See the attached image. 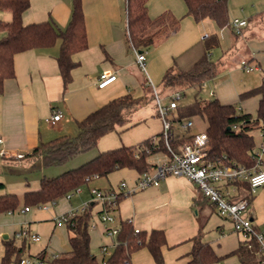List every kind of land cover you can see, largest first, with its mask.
I'll return each instance as SVG.
<instances>
[{"label": "crops", "instance_id": "1", "mask_svg": "<svg viewBox=\"0 0 264 264\" xmlns=\"http://www.w3.org/2000/svg\"><path fill=\"white\" fill-rule=\"evenodd\" d=\"M72 1L29 0V7L22 14V22L27 24L50 19L58 28L64 29L71 16ZM81 1L85 15L87 47L73 54L72 58L77 64L71 70V80L66 85L63 83L56 61L60 47L59 39L51 47L29 49L14 55V76L4 81L3 91L0 94V138L2 139L0 147L11 154H23V157H0V182L4 184L0 194L10 192L19 196L39 186L40 179L37 178L12 180L7 174L8 171L3 170L4 167H11L9 160L26 161L25 165L32 167L45 166L40 157H24V155L31 153L39 143L56 138H51L52 136L75 134L77 121L110 99L129 92L135 97L141 96V92L145 91L142 84H152L146 77H141L139 80L132 74L133 65L138 64L135 56L129 52L130 50L133 52V48L126 38V0ZM147 10L151 19L165 13L179 19L177 30H170L171 32L162 42L152 46H160V51L162 46L166 47L158 60L162 70L167 69L172 64L169 56L173 58L193 44V40L187 36L179 35L182 24V18L179 16L186 11L185 3L183 0H148ZM186 16L189 17L187 23L193 20L191 16L187 14ZM0 19L9 21L10 11L0 10ZM246 21L243 36H234V49L238 53L244 51L246 53L245 56H240L237 64L240 65V60L245 59L257 65L254 71L264 73V52H261L264 50V36L252 31L259 25H261L259 29H264V16L251 17ZM250 24H253L252 28L249 27ZM233 59L236 61L238 57ZM145 72H147L146 66ZM102 73L114 74L116 78L99 88V76ZM218 79L216 77L211 79L215 86L218 84L216 82ZM133 84L137 86L140 93H133ZM218 91L222 95L221 103L234 102L233 98H226L227 94L220 89ZM211 95H215V91H212ZM239 108L244 110L242 106ZM55 110H60L62 116L51 125L48 119ZM165 158L166 154L161 161ZM137 178V172L130 169L122 172L121 181L127 182L128 179L127 184L133 185ZM96 179L99 180L100 177L92 179L89 183ZM89 183L82 186H90ZM90 187L101 190L111 188L119 191V189L115 190L111 183L108 186ZM86 201L91 205L92 214L94 212L97 220L102 224L98 227L101 224L93 220L92 215L93 227L90 229L93 234L90 236V244L96 240L101 255L100 260L107 256L101 248L104 247L107 254H110L115 244L114 236L108 235L106 229L118 227L121 220L127 219L135 228L147 232L154 228L164 231L165 244L161 248L164 264H188L192 258L194 240L209 242L206 239L207 231L214 226L221 237L225 235L224 224L216 218L214 213L221 216L213 204L202 198L197 186L185 177L167 176L158 186H149L131 194H124L116 208L110 211V214L115 217V223L102 222L99 219L98 212L102 206L91 199L89 187L88 190L80 189L76 194L57 200L47 209L38 207L39 210L32 211L30 207L28 211H24V206L11 213H0V259L4 250V239H19L14 237L16 230L23 226L30 230L31 222L43 220H50L53 226L47 244L37 254L49 247L53 250L52 254L59 255L63 253L62 250H65L64 253L69 251L67 225L57 223L54 218ZM200 218H204L205 223L202 224ZM254 218L258 224L264 223V220L257 219L256 216ZM224 219L227 220V218ZM107 223L109 226L105 225ZM233 232L237 236V242L234 245L223 247L219 243L215 248L209 242L217 254L223 255L238 247L240 237L234 230ZM40 241L41 237L37 242ZM31 242L33 241H29ZM130 260L131 264H156L146 247L134 251ZM215 264H239V259L236 255H229Z\"/></svg>", "mask_w": 264, "mask_h": 264}, {"label": "trees", "instance_id": "2", "mask_svg": "<svg viewBox=\"0 0 264 264\" xmlns=\"http://www.w3.org/2000/svg\"><path fill=\"white\" fill-rule=\"evenodd\" d=\"M147 1L126 0V38L130 46L138 51L162 42L179 26V19L169 13L151 19L148 15ZM183 1L186 14L193 20L211 19L219 28L230 27L228 0ZM28 7L29 0H0V10H9L11 13L9 21L0 19V94L4 81L14 76L13 59L16 53L35 48H48L59 39L60 47L56 61L63 83L66 85L71 80V70L77 64L72 58L73 54L87 47L85 15L81 0L72 1L71 16L64 29L58 28L50 19L24 24L22 14ZM234 35L239 36L237 33ZM201 41L197 47L191 45L172 59V64L164 71L160 81L162 89L177 87L174 90L183 92L187 87H194L198 91L205 81L216 77L219 69L209 58V50L219 44L218 36L211 33ZM142 86L145 90L143 95L135 97L129 92L110 99L77 121L74 135H62L41 142L24 157H40L45 166L64 165L75 155L93 149L100 136L117 125L126 123L131 113L148 101L150 92L147 88L151 90V86L144 83ZM252 96L258 97L254 116L237 108L233 103H221L215 98H195L189 104L179 103L172 112L170 120L173 125L169 129L167 140L161 130L137 145H122L108 149L56 176H44L40 179L37 189L23 193L24 206L55 203L63 197L72 195L75 190L88 184L92 179L107 177L110 172L117 169L129 168L136 171L138 176L152 171L156 165L148 160L149 155L162 152L169 156L167 144L172 151L178 152L183 144L192 143L195 134L175 132L174 126L181 124L183 118L194 115L203 117L207 123L204 132L208 139L206 146L208 160L221 165L237 164L251 168L254 164L252 157L254 142L250 130L254 127L264 129V85L252 87L238 94L239 100ZM238 187L242 190L241 196L248 197L251 201L252 196H248L246 191L248 184L240 182ZM1 189H4L2 182ZM112 190L109 188L104 191ZM123 196V192L116 191L115 206L111 208L112 210ZM202 198L208 201L203 195ZM18 205L19 196L16 193L0 194V213H11ZM101 212L102 209L98 214ZM92 215L89 204L84 212L77 213L65 223L69 230V251L51 258V261L47 259L46 250H42L34 257L44 264H131V254L141 247H146L156 264H164L161 251L165 244L164 231L154 228L150 232L140 229L136 232L131 221L127 219L121 220L118 225L114 248L110 254L98 260L90 246L89 230ZM3 243L0 264H21V260L28 254L29 240L22 239L20 244H16L14 238H7ZM255 251V246L253 249H247L239 242L234 250L219 255L209 242L195 239L191 251L192 258L188 264L218 263L229 255H236L239 264H260L262 256L256 255Z\"/></svg>", "mask_w": 264, "mask_h": 264}, {"label": "rangeland", "instance_id": "3", "mask_svg": "<svg viewBox=\"0 0 264 264\" xmlns=\"http://www.w3.org/2000/svg\"><path fill=\"white\" fill-rule=\"evenodd\" d=\"M228 15L229 20L231 21L233 18L237 17L239 19H245L251 17H262L264 16V0H228ZM182 18V24L179 35L187 36L191 40H193L194 46H198L202 36H208L211 33H216L219 39V44L214 48L209 50V58L218 66V73L216 75V82L218 83L216 86L214 82L209 79L204 82L203 86L200 90L197 91L194 87H187L183 90L182 96L178 99V102L181 105L189 104L194 101L195 98L200 99H218L221 101L222 95L219 94V89L224 93L227 94L226 98H233L234 102H231L236 105L237 108L242 106L244 108L243 111L251 113L253 116L256 115V108H257V96H252L244 100H239L238 94L244 90H248L252 87L264 85V73L257 72L251 70L250 72H246L244 69L238 65L237 61L241 58L240 56H245L244 52L236 51L234 48V33L229 26H224L221 29L212 21L211 19H203L201 21H189L187 23L186 11L179 16ZM250 28L253 27V24L249 25ZM261 28V25H259ZM259 27H254L252 31L255 33H260V35L264 36V29H259ZM246 31V30H245ZM243 33V32H242ZM242 33L238 34L239 36ZM238 36V37H239ZM243 36V35H242ZM241 38V37H240ZM202 42V41H201ZM166 47L162 46V51L160 46L150 47L147 49H143L147 61H145V66L147 72L140 69L138 65H133L132 67V74L136 75V77H146L150 83L151 90L147 88L150 92L148 93V101L137 108L134 112L131 113L129 119L126 123L122 125H117L114 129L110 130L109 132L100 136L97 141L96 146L86 152L79 153L71 158L66 164L64 165H48V166H27L25 165L26 161H18V160H9V166L11 167H4V171H8L9 177L13 180H17L18 178H27V179H35L38 180L42 177H50L56 176L59 173L77 167L78 165L88 161L89 159L95 157L98 153L120 147L122 145L130 146V145H137L142 140L155 136L162 130V119L157 113V106L156 100L153 97V88L156 89L157 93L161 97V104L165 105L168 102L167 95L172 92L175 88L173 87L170 89H162L160 85V81L163 76V72L166 69L161 68V64L159 63V58L162 56V52ZM130 54L134 55V51H129ZM264 52V50H261ZM234 53V54H233ZM177 56V55H176ZM175 56H173L174 58ZM238 59L234 61L233 58ZM170 59H173L172 56H169ZM252 64V63H251ZM133 93H138L139 89L135 84H133ZM212 91H215V95H211ZM140 93V92H139ZM144 92L140 95H143ZM165 95V96H164ZM167 118H172V111L167 115ZM190 119L192 121V126L184 129L180 126V124H175L174 131L184 134H195L198 132H202L206 129V120L199 116L194 115L191 117L183 118L182 121L185 122L186 120ZM172 120V119H171ZM250 133L253 136L254 148L258 146L261 140V129L259 127H254L250 130ZM74 135V134H73ZM57 136H60L59 134ZM57 136H52L57 137ZM49 138V139H51ZM164 157V153L158 152L148 156V159L153 162L157 163L162 160ZM11 169V170H9ZM130 170L129 168H121L110 172L107 177H100V179H96L89 183L90 186H108L109 183L115 188V190L119 189V183L122 180V172ZM128 182V179L126 180ZM90 186H81V190H88ZM74 192L73 194H76ZM252 199L250 201L249 212H251L257 219L264 220V187H259L256 191L251 195ZM75 196L73 197V199ZM72 199V200H73ZM25 205L22 195H19V205L18 208H23ZM32 211L39 210L38 206L31 205ZM216 218L220 220L224 224V237H221L219 232L216 231V227L214 226L210 231H207L206 239L214 246L215 248L218 247V244H222L223 247H228L229 245H234L237 242V236L232 230V224L230 220L227 218H221L216 215ZM213 215V216H214ZM93 220L100 222L97 220L95 213L93 212ZM215 218V217H214ZM91 220V222H93ZM201 223H205L204 218H200ZM39 223V224H38ZM115 223V222H114ZM101 224V222L99 223ZM109 226V224H105ZM32 228L30 229L31 232H36L40 235L41 241L40 242H31L28 245V254L25 255V258H30L31 261L35 259V255L37 252L43 248L48 240L51 233V229L53 223L50 220H43L41 222H31ZM102 226L99 225L98 227ZM207 229L208 227L205 226ZM19 230V229H18ZM16 230V231H18ZM92 229L89 230L90 236L93 234ZM94 236V235H93ZM223 238V239H222ZM115 240V237L113 238ZM96 240L91 242V250L95 254L98 260H100V253L97 248ZM109 240H107L108 242ZM22 240L16 239L15 243L20 244ZM67 246L68 243H67ZM53 247V246H52ZM51 247V248H52ZM53 250L47 248V259L50 261L51 252ZM65 251V250H64ZM62 250V252L64 253ZM55 254V253H54ZM62 254V253H60ZM59 254V255H60ZM33 264H38L34 262ZM49 264V263H48ZM215 264V263H213Z\"/></svg>", "mask_w": 264, "mask_h": 264}, {"label": "built area", "instance_id": "4", "mask_svg": "<svg viewBox=\"0 0 264 264\" xmlns=\"http://www.w3.org/2000/svg\"><path fill=\"white\" fill-rule=\"evenodd\" d=\"M247 25L245 19L233 18L230 21V27L234 33L240 34ZM207 36H202L205 39ZM135 60L139 67L145 71V53L133 48ZM240 66L246 72L255 69L257 65L251 64L245 59L240 60ZM98 87L102 88L112 82L116 75L102 73L99 76ZM154 98L156 100L157 113L162 119V130L167 140L168 132L173 122L167 118V115L178 106V99L182 96L181 90H174L167 95L168 102L165 105L161 104V97L153 88ZM60 110H55L48 119L51 125L55 124L61 118ZM180 126L184 129L192 126L190 119L182 122ZM207 135L204 131L195 133L192 143H185L178 152L172 151L168 144L167 147L170 155L160 163L156 164L154 169L149 172H144L134 182L133 185H128L125 181L119 183V191L124 194H131L135 191L145 189L149 186H158L161 180L167 176H182L190 180L200 190L201 194L213 204L217 213L224 218H228L232 222L233 230L239 235L240 242L247 249L256 248L255 254L262 256L260 264H264V223L258 224L251 212H249L250 200L248 197L241 196V189L238 183L246 182L248 196H251L257 188L264 187V129H261V140L257 147L253 149L252 157L254 164L251 168H246L242 165L228 164L221 165L214 163L206 158ZM2 139L0 138V143ZM15 157L21 158L23 154H11L0 147V157ZM78 188L75 192H78ZM89 192L91 199L97 201L102 206V212L99 214V219L102 222L113 223L115 217L110 214L111 208L115 206L116 191H104L96 187H90ZM69 197V196H67ZM54 204L50 202L38 206L42 209H47ZM89 202H83L80 206L72 208L66 213L56 216L54 219L57 223H66L70 218L77 213L84 212ZM110 208V209H109ZM30 207H24V211H28ZM91 227H93L91 225ZM90 227V228H91ZM118 227H110L106 229V233L110 236L116 235ZM139 229L135 228L137 232ZM15 238L26 239L37 242L40 236L31 232L26 226L21 227L14 233ZM101 251L107 254L105 248ZM57 254H52V258H56ZM44 264L40 259L36 258L31 261L30 258H23L21 264Z\"/></svg>", "mask_w": 264, "mask_h": 264}, {"label": "water", "instance_id": "5", "mask_svg": "<svg viewBox=\"0 0 264 264\" xmlns=\"http://www.w3.org/2000/svg\"><path fill=\"white\" fill-rule=\"evenodd\" d=\"M5 238H7V236H4Z\"/></svg>", "mask_w": 264, "mask_h": 264}]
</instances>
